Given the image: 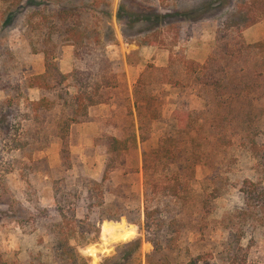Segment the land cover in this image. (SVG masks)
Masks as SVG:
<instances>
[{
	"label": "rangeland",
	"instance_id": "obj_1",
	"mask_svg": "<svg viewBox=\"0 0 264 264\" xmlns=\"http://www.w3.org/2000/svg\"><path fill=\"white\" fill-rule=\"evenodd\" d=\"M9 2L20 11L8 24L0 21V86L6 85L0 89V264H67L68 246H77V264H109L115 249L120 256L130 251L129 264H144L152 248L144 242L142 207L140 217L130 213V221L120 225L124 211L111 203L116 184L122 185L129 208L135 204L131 188L141 194L142 146L117 159L120 168L112 174L109 189L108 182L91 181L102 177L108 156L96 138L102 132L125 133L121 127L136 120L133 89L138 81L145 86L140 96H153L152 106L163 117L181 100L200 108L203 101L189 86L193 64L204 63L212 53L218 19L236 0ZM5 7L0 1V20ZM58 10L69 11L82 28L95 32L97 41H87L91 52H104L116 74L115 87L105 95L110 102L90 108L87 121L71 125L63 151L57 123L67 112L60 95L73 94L75 87L70 77L58 83L54 71L45 74V61L63 74L79 61L65 22L55 17ZM225 34L234 48L239 42H264V20ZM40 99L53 103L51 111L29 106ZM262 106V111L253 109L260 127L257 140L264 134V102ZM229 118L225 113L223 124ZM245 126L238 123V130L249 139L244 132H252ZM161 131V124L155 123L143 147L154 145ZM253 150L248 142L225 147L222 195L214 200L202 231H184L171 243L172 258L232 264L229 244L237 243V259L244 255L248 264H264V159L260 164ZM208 173L202 165L195 169L199 180ZM212 185L207 181L200 187L207 192ZM103 215L119 218L108 226ZM137 237L143 241L139 250L133 244Z\"/></svg>",
	"mask_w": 264,
	"mask_h": 264
},
{
	"label": "trees",
	"instance_id": "obj_2",
	"mask_svg": "<svg viewBox=\"0 0 264 264\" xmlns=\"http://www.w3.org/2000/svg\"><path fill=\"white\" fill-rule=\"evenodd\" d=\"M0 1L6 4L1 14V24H8L20 9L14 7L10 0ZM55 17L65 22L66 36L76 47L75 55L79 61L69 74L61 73L48 62V58L45 61V74L54 71L58 83L70 77L75 87L73 94L66 92V96L60 95L62 108L67 112L62 113L61 120L57 123L63 151L71 125L87 121L90 108L110 102L109 96L105 95L115 87L113 79L116 74L113 72V63L104 52H91L93 46L87 41L90 38L97 41L95 32L82 28L80 21L73 19V14L69 11L58 10ZM260 20H264V0H236L233 7L218 19L216 45L212 53L204 63H195L192 68L193 77L189 86L192 94L202 99L200 108H194L187 100H181L168 117H163L152 106L153 96H140L144 93L145 86L138 81L133 89L136 120L129 119V124L121 127L125 133L102 132L96 138L102 142L108 156L102 177L91 181L103 185L108 182V188L112 174L120 168L115 164L117 159L126 152L136 150L139 144L142 146L141 194L131 188L130 196L135 204L129 208L125 204L122 185L116 184L113 194L115 198L111 203L119 211H124L120 212L124 221L120 225L130 221H127L130 213L140 217L142 207L144 242L152 248L144 255V264H191L190 257L172 258L171 243L184 231L199 233L208 223L206 219L215 207L214 200L222 195L224 175L221 164L225 147L248 142L254 147L253 156L263 164L264 134L262 140L255 139L260 127L258 119L254 120L256 112L253 109H263L264 42H239L234 48L225 39V31L241 30ZM39 78L36 76L34 79L37 82ZM169 83L175 87V84ZM5 87L2 84L0 89ZM29 106L36 111H41L44 107L51 111L53 103L40 99L31 101ZM227 112L230 118L223 124ZM242 121L252 132L251 135L244 132L246 137L250 136L249 139H244L238 130V123ZM155 123L162 126L160 137L154 145L143 147L150 140ZM114 125L110 123L108 126ZM227 130L229 131L226 132ZM199 165L205 166L209 172L200 180L195 176V169ZM126 167L128 171L138 172L134 167ZM207 181L213 185L206 192L200 186ZM103 218L109 221L108 226H112L119 216L103 215ZM227 239L229 241L230 237ZM142 242V238L137 237L133 244L139 250ZM229 249L232 264H248L244 255L237 259L240 249L237 243L229 244ZM76 250L77 246H68L67 264H77ZM129 252L120 256L117 249L113 250L111 254L116 257L109 264H129L132 259Z\"/></svg>",
	"mask_w": 264,
	"mask_h": 264
}]
</instances>
